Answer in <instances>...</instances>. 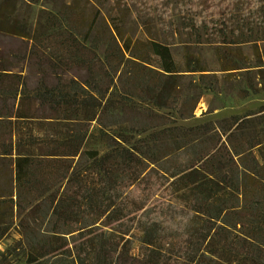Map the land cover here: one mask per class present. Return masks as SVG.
<instances>
[{"label": "trees", "instance_id": "16d2710c", "mask_svg": "<svg viewBox=\"0 0 264 264\" xmlns=\"http://www.w3.org/2000/svg\"><path fill=\"white\" fill-rule=\"evenodd\" d=\"M243 5L241 24L214 42L217 70L257 67L264 78V39H250L264 28V0ZM70 26L48 63L84 69L83 78L43 70L31 88L0 73V105L12 103L6 115L0 108V179L6 160L14 171L0 184V240L18 234L0 264L15 251L28 264H264V104L175 124L214 90L205 73L214 69L191 55L179 63L157 39L120 68L121 50L101 56ZM185 70L198 76L182 88ZM262 90L249 80L240 92Z\"/></svg>", "mask_w": 264, "mask_h": 264}, {"label": "rangeland", "instance_id": "374dc122", "mask_svg": "<svg viewBox=\"0 0 264 264\" xmlns=\"http://www.w3.org/2000/svg\"><path fill=\"white\" fill-rule=\"evenodd\" d=\"M245 2L248 0H0V73L5 72L3 77L6 81L27 79L31 88L36 85L43 70L51 74L63 72L67 77L83 78L86 73L84 69L63 66L52 68L48 63L53 54L60 53L58 42L72 25L77 28L75 35L78 39L85 41L90 49L101 56L112 51L113 47L121 50L123 57L120 68L130 69L131 62L126 61L125 57L130 52L143 50L149 40L157 39L171 46L179 63L185 62L187 56L191 55V58L200 60L202 65L214 69L205 71L211 73L208 79L218 81L214 90L203 92L194 111L195 116L187 120L178 119L173 122L175 124L192 125L257 109L264 104V90L246 96L240 89L248 87L249 80L264 83L261 72L256 67L239 72L242 74H224L217 70L219 64L214 50L215 40L224 37L220 34L221 28L226 26V29L234 30L241 24L235 18L240 15ZM222 20L229 22L225 25L221 23ZM59 30L61 33H57ZM56 34L54 43L52 39ZM227 36L235 37L231 33ZM255 37L264 39V28L261 32L253 33L250 39ZM258 45L263 50L264 40L259 41ZM242 47L244 54L252 61L255 57L254 44L247 42ZM181 73L183 75L179 80L182 88H186L198 76V73L186 70ZM144 105L143 102L142 109L149 107ZM11 106L12 103L0 105L2 113L6 115ZM27 107L31 110L34 108L30 104ZM169 111L173 110H158L160 113ZM32 119L36 120L35 117ZM7 121V116L1 119L3 124ZM16 123L12 120L11 124ZM91 140V145H99L94 142V138ZM2 171L0 184L3 185L13 176V163L6 160ZM16 239L18 234L12 230L0 240V252L12 247ZM8 256V264H28L21 251ZM152 264L179 263L163 261Z\"/></svg>", "mask_w": 264, "mask_h": 264}, {"label": "crops", "instance_id": "0c3cea01", "mask_svg": "<svg viewBox=\"0 0 264 264\" xmlns=\"http://www.w3.org/2000/svg\"><path fill=\"white\" fill-rule=\"evenodd\" d=\"M155 263V262H154ZM152 264V263H151ZM180 264V263H179Z\"/></svg>", "mask_w": 264, "mask_h": 264}]
</instances>
